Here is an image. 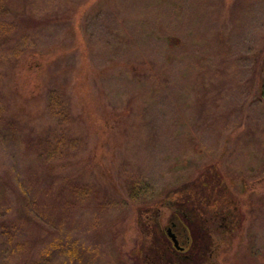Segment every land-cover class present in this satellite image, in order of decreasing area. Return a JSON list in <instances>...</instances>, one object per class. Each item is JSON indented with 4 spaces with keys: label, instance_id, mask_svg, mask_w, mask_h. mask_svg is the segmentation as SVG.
<instances>
[{
    "label": "rangeland",
    "instance_id": "obj_1",
    "mask_svg": "<svg viewBox=\"0 0 264 264\" xmlns=\"http://www.w3.org/2000/svg\"><path fill=\"white\" fill-rule=\"evenodd\" d=\"M12 1L32 23L0 24V264H136L135 209L225 151L234 182L264 188V0ZM251 200L264 256V192Z\"/></svg>",
    "mask_w": 264,
    "mask_h": 264
},
{
    "label": "trees",
    "instance_id": "obj_2",
    "mask_svg": "<svg viewBox=\"0 0 264 264\" xmlns=\"http://www.w3.org/2000/svg\"><path fill=\"white\" fill-rule=\"evenodd\" d=\"M17 11L20 9L12 0H0V24L1 21L16 18L22 25L32 23L29 17L21 19ZM50 58L54 59L52 56ZM45 65L47 62L44 60L38 64L42 68ZM148 71L151 70L147 69L146 74ZM153 78L152 75L151 80ZM54 102L55 98H52L50 105ZM58 116L61 121V105ZM227 155L225 151L215 161L197 168L194 179L174 190L165 201L135 209L137 213L135 221L141 225L139 231L141 248L139 256L133 257L136 264H264L263 252L252 253L248 249L243 229L245 216L247 218V214L251 216L258 211L254 210L255 201L251 200L253 195L257 191V195L262 197L264 188L251 186L246 178L239 183L234 182L231 175L224 170ZM108 181L115 186L111 177ZM73 188L74 194L78 196L80 194L86 196L91 190L85 185ZM123 190L127 197L132 198L135 186L125 183ZM260 210H263L262 205ZM166 211H170L172 220L179 223L170 222L168 227L163 222ZM178 224H181L189 234L188 246H180L176 235L174 236L173 231ZM127 229L123 230L122 235L126 234ZM89 253L90 249L79 240L71 242L68 254L72 258L82 260ZM42 256L48 258L46 255ZM30 264L46 263L40 258L31 261Z\"/></svg>",
    "mask_w": 264,
    "mask_h": 264
},
{
    "label": "water",
    "instance_id": "obj_3",
    "mask_svg": "<svg viewBox=\"0 0 264 264\" xmlns=\"http://www.w3.org/2000/svg\"><path fill=\"white\" fill-rule=\"evenodd\" d=\"M175 240V238H173Z\"/></svg>",
    "mask_w": 264,
    "mask_h": 264
}]
</instances>
